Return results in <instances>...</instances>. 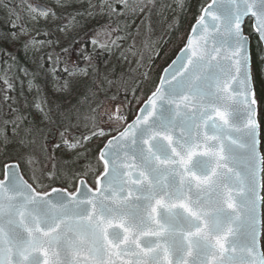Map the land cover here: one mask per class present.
<instances>
[{
	"label": "snow or ice",
	"instance_id": "obj_1",
	"mask_svg": "<svg viewBox=\"0 0 264 264\" xmlns=\"http://www.w3.org/2000/svg\"><path fill=\"white\" fill-rule=\"evenodd\" d=\"M248 17L264 41V0L203 8L140 115L99 148L95 187L38 191L5 163L0 264H264Z\"/></svg>",
	"mask_w": 264,
	"mask_h": 264
},
{
	"label": "trees",
	"instance_id": "obj_2",
	"mask_svg": "<svg viewBox=\"0 0 264 264\" xmlns=\"http://www.w3.org/2000/svg\"><path fill=\"white\" fill-rule=\"evenodd\" d=\"M33 1L50 3L52 11L28 30L19 5L25 0H0V176L5 163L18 161L34 182L29 175L32 170L41 190L54 185L74 189L73 181L69 185L67 179L58 181L51 175L67 173L72 179L90 166L86 176L94 180L102 169L99 148L136 115L155 90L163 69L186 43L209 0H143L141 29L155 43L149 55L139 47L127 52L128 39L120 47L113 46V34L120 30L123 37H132L134 28L122 31L106 22L103 25L107 16L86 19L87 2L63 8L55 4L65 0ZM51 15H56L52 24ZM15 23L19 27L13 28ZM245 32L252 38L254 80L264 117V50L250 19ZM22 35L37 45L44 37L42 49L25 51ZM260 47L261 58L257 57ZM10 65L13 71L6 75ZM108 106L110 110L121 106L126 121L109 119V132L93 137Z\"/></svg>",
	"mask_w": 264,
	"mask_h": 264
},
{
	"label": "rangeland",
	"instance_id": "obj_3",
	"mask_svg": "<svg viewBox=\"0 0 264 264\" xmlns=\"http://www.w3.org/2000/svg\"><path fill=\"white\" fill-rule=\"evenodd\" d=\"M176 1L179 2L182 0H176ZM35 2H38V1L25 0V3L23 2L19 3L20 8L23 11L22 18L24 17L26 24H28V27H27L28 30L34 27H37V23L39 22L40 19H43V20L46 19V15H42L34 10L33 4ZM86 2H87V11L85 15L86 19L88 18L99 19V18H104L105 16H107V18H104L103 20V25H105L106 23H109L111 24L112 28L117 29V30L120 28L122 31H124V29L127 30L126 29L127 26H129L130 28L132 27L134 28L132 37H128V38L123 37L122 34L119 32L120 30H118L117 33L113 34V38H112L113 46L120 47L122 46L123 41L128 39L127 41L128 51L127 52L134 53L138 51V47L141 48L142 51H145L147 55L153 52L154 47H155L154 41H151L150 35L148 33H143L141 29V23L143 20H142V17L139 15L142 13L143 8H144L143 0H65L63 2L58 1L55 4V7L63 6V8H65V7H71L73 5L76 7H79L82 4H86ZM115 3L119 4L120 6L115 5ZM44 4L49 6L50 3L46 2ZM50 6L52 7V5ZM171 6L173 5H170L169 7ZM110 19H113L114 21ZM55 20H56V15H51L50 18L48 19L50 24L54 23ZM17 27H19V25L15 23L13 28H17ZM19 30H21V28L17 29V31ZM25 37H26L25 35L19 36V38H22V40L25 41L24 42L25 51H29L31 50V48H35L36 51L42 49L41 43L44 41L45 39L44 37H42V40L39 41L38 45L33 40L27 42ZM257 50H258L257 57L261 58L263 54L261 47L257 48ZM262 58L264 59V56ZM12 71H13V67L10 65L8 67V71L6 75H9ZM116 115H117V110L115 108L111 109L109 113L102 112L100 115V119H102L101 120L102 122L104 120V122L102 124L96 125L98 126L96 129L97 132H99L101 128H103L105 132H109L110 125L108 123V120L115 118ZM84 157L85 158L88 157L87 153L84 155ZM33 169L35 170V166ZM88 172L89 173L91 172L90 166L87 167V169L84 171V174H81L79 176H86ZM67 176H68L67 173H62L61 176H59V174H56V173H54V175L53 174L51 175L52 178H56L58 181L67 179L66 180L67 184L72 185L71 184L72 179L67 178ZM86 178L88 177L86 176ZM34 183L37 187L40 186L39 185L40 183L37 180H35ZM54 186H62V185H54ZM63 187H67V186H63Z\"/></svg>",
	"mask_w": 264,
	"mask_h": 264
},
{
	"label": "water",
	"instance_id": "obj_4",
	"mask_svg": "<svg viewBox=\"0 0 264 264\" xmlns=\"http://www.w3.org/2000/svg\"><path fill=\"white\" fill-rule=\"evenodd\" d=\"M211 3V0L204 6V7H206L208 4H210ZM34 7H35V9L37 10V11H39L40 13H49L50 12V9L47 7V6H45L44 4H35L34 5ZM203 7V8H204ZM203 10V9H202ZM202 10H201V13H200V15L202 14ZM199 15V16H200ZM199 16H198V18H199ZM197 18V19H198ZM247 19H252L251 17H248V18H246V20ZM196 22V21H195ZM195 22H194V24H195ZM246 22V21H245ZM193 24V25H194ZM192 25V26H193ZM245 26V25H244ZM252 27H253V21H252ZM192 28V27H191ZM254 30V29H253ZM191 34V30H190V32H189V34H188V36ZM244 34L246 35V36H248L249 37V40H250V45H249V54H250V58H251V60H250V68H251V71H252V55H251V39H250V36L248 35V34H246L245 33V31H244ZM258 35V34H257ZM261 42V44H262V46H263V48H264V41H260ZM184 46H185V44H184ZM183 46V47H184ZM182 47V48H183ZM181 48V49H182ZM181 49L179 50V52L176 54V56L173 58V60L163 69V71H162V73H161V76H160V78H159V81H158V84H157V86H159V83H160V80H161V78H163V77H165L168 73H167V71L166 70H170L169 69V66L170 65H172V62L174 61V60H176V58H177V56H179V55H181L182 53H181ZM156 86V87H157ZM252 87H253V90H254V92L256 93V89H255V85H254V80H253V72H252ZM151 95V94H150ZM149 95V96H150ZM148 96V97H149ZM147 97V98H148ZM256 97H257V94H256ZM144 106V102L142 103V105L139 107V109H138V111H137V113H136V115L132 118V120L131 121H129L127 124H130V123H132L135 119H136V117L138 116V115H140V108L141 107H143ZM256 108H257V120L259 121V100H258V97H257V105H256ZM127 124L124 126V127H126L127 126ZM261 125V124H260ZM124 129V128H123ZM123 129L122 130H120V131H123ZM119 131V132H120ZM118 133H116L115 135H117ZM114 136V135H113ZM110 138V137H109ZM258 139H259V141H260V143H259V145H258V151L260 152V155L263 157V154H262V150H261V126H260V129H259V136H258ZM103 147V146H102ZM101 147V148H102ZM15 162H17V161H11V162H8V163H15ZM19 163V162H18ZM262 169H264V165H262ZM19 171H20V173H21V175L23 176V178L25 179V180H27L28 181V179L24 176V174H23V172H22V169H21V166H20V169H19ZM102 171V170H101ZM263 171L264 170H262L261 171V173H260V176H261V183L262 184H264L263 183ZM3 172H4V168H3ZM0 179H3V175L2 176H0ZM29 182V181H28ZM30 183V182H29ZM30 184H32V183H30ZM33 185V184H32ZM79 185H78V183H77V186L76 187H78ZM89 186H91V187H95V186H92L90 183H89ZM34 187V186H33ZM54 187H58V188H60V187H62V186H54ZM68 189V188H67ZM47 190H50V189H47ZM68 191H70L71 192V190H69L68 189ZM262 196H263V187L261 188V193H260ZM260 220H261V225H260V231H261V243H260V246H261V250L263 251V247H262V236H263V203H261V205H260Z\"/></svg>",
	"mask_w": 264,
	"mask_h": 264
},
{
	"label": "bare ground",
	"instance_id": "obj_5",
	"mask_svg": "<svg viewBox=\"0 0 264 264\" xmlns=\"http://www.w3.org/2000/svg\"><path fill=\"white\" fill-rule=\"evenodd\" d=\"M251 39V55H252V60H253V44H252V38L250 37ZM253 80H254V76H253ZM254 85H255V80H254ZM255 88H256V85H255ZM259 107H261V102L259 101ZM264 117H262V115H259V122L261 124V138H262V130H263V126H264Z\"/></svg>",
	"mask_w": 264,
	"mask_h": 264
},
{
	"label": "flooded vegetation",
	"instance_id": "obj_6",
	"mask_svg": "<svg viewBox=\"0 0 264 264\" xmlns=\"http://www.w3.org/2000/svg\"><path fill=\"white\" fill-rule=\"evenodd\" d=\"M261 110L262 109H260V114H261ZM263 128V130H262V134H263V136H262V151H263V154H264V126L262 127ZM32 165V164H31ZM32 168H34V166H31ZM33 172H35V170L33 169ZM29 175H30V178H32V180H34L35 181V177H33V174H32V170L31 171H29ZM29 179V178H28ZM31 181V180H30ZM32 182V181H31ZM33 183V185L34 186H36L35 185V183L34 182H32ZM264 237V236H263Z\"/></svg>",
	"mask_w": 264,
	"mask_h": 264
}]
</instances>
